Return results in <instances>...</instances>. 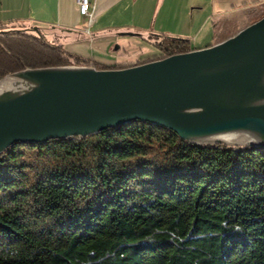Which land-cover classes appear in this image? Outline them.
Segmentation results:
<instances>
[{"label":"trees","instance_id":"trees-1","mask_svg":"<svg viewBox=\"0 0 264 264\" xmlns=\"http://www.w3.org/2000/svg\"><path fill=\"white\" fill-rule=\"evenodd\" d=\"M5 27L0 79L25 68H124L196 49L151 35L158 54L108 63ZM0 264H264V146L193 144L138 119L15 142L0 154Z\"/></svg>","mask_w":264,"mask_h":264},{"label":"water","instance_id":"water-1","mask_svg":"<svg viewBox=\"0 0 264 264\" xmlns=\"http://www.w3.org/2000/svg\"><path fill=\"white\" fill-rule=\"evenodd\" d=\"M5 79L0 154L134 119L193 144L264 146V16L216 44L137 65L25 68Z\"/></svg>","mask_w":264,"mask_h":264},{"label":"crops","instance_id":"crops-1","mask_svg":"<svg viewBox=\"0 0 264 264\" xmlns=\"http://www.w3.org/2000/svg\"><path fill=\"white\" fill-rule=\"evenodd\" d=\"M89 13L76 0H0L6 29L38 28L70 52L108 63L146 57L127 48L151 35L186 38L192 48L221 42L262 15L264 0H90Z\"/></svg>","mask_w":264,"mask_h":264},{"label":"rangeland","instance_id":"rangeland-1","mask_svg":"<svg viewBox=\"0 0 264 264\" xmlns=\"http://www.w3.org/2000/svg\"><path fill=\"white\" fill-rule=\"evenodd\" d=\"M258 20V19H257ZM256 21V20H255ZM134 40V39H132ZM152 40V41H151ZM151 40H144V41H136V46H130V48H127L128 52H134V51H139V49L141 48L143 50V55L144 56H148V55H154V54H158L159 53V47L157 44H155L154 41H157L156 38H152ZM49 42H52L53 40H48Z\"/></svg>","mask_w":264,"mask_h":264},{"label":"built area","instance_id":"built-area-1","mask_svg":"<svg viewBox=\"0 0 264 264\" xmlns=\"http://www.w3.org/2000/svg\"><path fill=\"white\" fill-rule=\"evenodd\" d=\"M78 5L79 13L83 16H90L89 7H90V0H76Z\"/></svg>","mask_w":264,"mask_h":264},{"label":"bare ground","instance_id":"bare-ground-1","mask_svg":"<svg viewBox=\"0 0 264 264\" xmlns=\"http://www.w3.org/2000/svg\"><path fill=\"white\" fill-rule=\"evenodd\" d=\"M10 83H11V82L9 81V79H5V80L1 81V82H0V90H2V89H4V88H6L7 86H9Z\"/></svg>","mask_w":264,"mask_h":264}]
</instances>
